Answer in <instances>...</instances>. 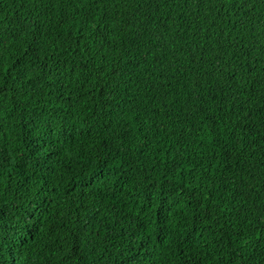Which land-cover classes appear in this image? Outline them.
Instances as JSON below:
<instances>
[{"label": "trees", "instance_id": "1", "mask_svg": "<svg viewBox=\"0 0 264 264\" xmlns=\"http://www.w3.org/2000/svg\"><path fill=\"white\" fill-rule=\"evenodd\" d=\"M0 264H264V0H0Z\"/></svg>", "mask_w": 264, "mask_h": 264}]
</instances>
